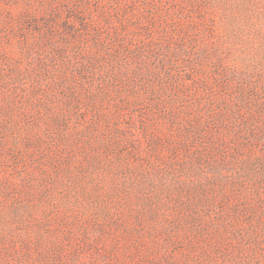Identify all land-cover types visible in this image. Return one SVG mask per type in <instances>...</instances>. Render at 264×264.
<instances>
[{
	"label": "rangeland",
	"instance_id": "rangeland-1",
	"mask_svg": "<svg viewBox=\"0 0 264 264\" xmlns=\"http://www.w3.org/2000/svg\"><path fill=\"white\" fill-rule=\"evenodd\" d=\"M91 5L129 10L142 24L132 45L143 50L150 36L159 40L165 32L171 42L192 39V58L206 57L210 76L188 86L193 99L172 109L153 107V97L140 101L130 112L131 127L121 123V138L93 132L89 115L83 124H69L74 131L57 141L61 151L54 143L46 147L48 141L33 151L25 130L0 126V264H264V254L255 256L234 238L219 250L206 243L211 227L232 214L228 207L256 201L264 208V0ZM205 86H212L211 100L199 99ZM212 127L213 138L199 140L223 142L217 154L194 131ZM193 140L198 149L186 150ZM257 217L264 242V215Z\"/></svg>",
	"mask_w": 264,
	"mask_h": 264
},
{
	"label": "trees",
	"instance_id": "trees-1",
	"mask_svg": "<svg viewBox=\"0 0 264 264\" xmlns=\"http://www.w3.org/2000/svg\"><path fill=\"white\" fill-rule=\"evenodd\" d=\"M92 1L96 0H0V25L6 26L0 32V126L13 123L12 131L19 127L25 130L33 137L28 145L34 147L33 151L43 148L45 141L46 147L54 143L51 145L61 151L62 143L57 141L74 131L69 124H83L89 115L95 123L93 132L111 131L114 137L121 138V123L132 121L130 112L140 107V101L153 97L149 101L155 108L160 104L174 106L179 100L193 99L188 86L199 85L210 76L206 72L207 58H192V39L171 42L165 35L168 32H163L159 40L149 35L150 42L143 50L132 45L133 31L142 24L129 16V10L94 8ZM161 12L162 18H169L167 12ZM157 53L159 58L151 60ZM211 87L205 86L206 93L199 91V99L211 100ZM169 99L174 101L168 103ZM216 120L214 124L218 126L225 119L222 116ZM213 129H194L196 141L213 138ZM146 132L155 141L152 132ZM201 142L216 154L221 151L220 145L225 147L213 139ZM194 144L195 140L186 141L183 147L198 149ZM189 156L193 157L191 152ZM199 156L202 154L195 155ZM226 212L232 214L224 223L211 227L207 246L224 249L227 241L234 238L238 245L253 247L255 256L261 257L264 242L257 216L264 215V208L258 207L256 201L241 202L237 210L228 207ZM247 216L255 219L246 222L243 218Z\"/></svg>",
	"mask_w": 264,
	"mask_h": 264
}]
</instances>
